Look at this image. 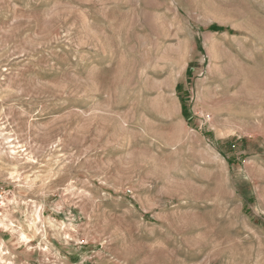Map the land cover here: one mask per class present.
<instances>
[{
	"label": "rangeland",
	"instance_id": "obj_1",
	"mask_svg": "<svg viewBox=\"0 0 264 264\" xmlns=\"http://www.w3.org/2000/svg\"><path fill=\"white\" fill-rule=\"evenodd\" d=\"M0 135V264H264V0H0Z\"/></svg>",
	"mask_w": 264,
	"mask_h": 264
},
{
	"label": "bare ground",
	"instance_id": "obj_2",
	"mask_svg": "<svg viewBox=\"0 0 264 264\" xmlns=\"http://www.w3.org/2000/svg\"><path fill=\"white\" fill-rule=\"evenodd\" d=\"M1 136V135H0ZM12 149H14L13 147H11ZM16 149V148H15ZM5 151V150H4ZM3 153V152H2ZM9 153V152H8ZM10 155V154H9ZM11 157V156H10ZM3 220V219H2ZM2 222H4V220L2 221ZM5 223V222H4ZM4 225V224H3ZM20 234V233H19ZM21 236V238H23V236H22V234L20 235ZM19 238V237H18ZM24 240V239H23Z\"/></svg>",
	"mask_w": 264,
	"mask_h": 264
}]
</instances>
